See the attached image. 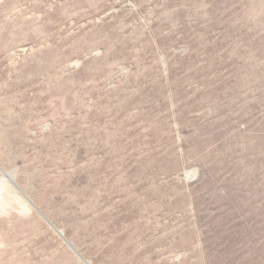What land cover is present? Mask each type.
I'll list each match as a JSON object with an SVG mask.
<instances>
[{
	"label": "rangeland",
	"instance_id": "374dc122",
	"mask_svg": "<svg viewBox=\"0 0 264 264\" xmlns=\"http://www.w3.org/2000/svg\"><path fill=\"white\" fill-rule=\"evenodd\" d=\"M86 262L264 264V0H0V264Z\"/></svg>",
	"mask_w": 264,
	"mask_h": 264
},
{
	"label": "water",
	"instance_id": "95a60500",
	"mask_svg": "<svg viewBox=\"0 0 264 264\" xmlns=\"http://www.w3.org/2000/svg\"><path fill=\"white\" fill-rule=\"evenodd\" d=\"M6 176V175H5ZM16 189H17V187L15 186V185H13ZM18 191H19V189H17ZM20 192V191H19ZM23 196V195H22ZM24 198L27 200V201H29L28 200V198H26L25 196H24ZM48 222V221H47ZM52 226V225H51ZM52 228H53V226H52ZM54 229V228H53ZM57 233H58V235L62 238L63 237V235H62V233L61 232H59V231H57ZM78 257H79V255H77ZM80 258V257H79ZM81 259V258H80ZM82 260V259H81ZM85 264H89V263H85Z\"/></svg>",
	"mask_w": 264,
	"mask_h": 264
},
{
	"label": "bare ground",
	"instance_id": "6f19581e",
	"mask_svg": "<svg viewBox=\"0 0 264 264\" xmlns=\"http://www.w3.org/2000/svg\"><path fill=\"white\" fill-rule=\"evenodd\" d=\"M12 182V181H11ZM17 195V194H16ZM4 197V196H3ZM16 203V202H15Z\"/></svg>",
	"mask_w": 264,
	"mask_h": 264
}]
</instances>
